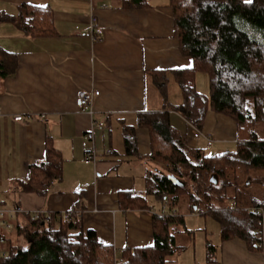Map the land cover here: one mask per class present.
<instances>
[{
	"label": "crops",
	"instance_id": "0c3cea01",
	"mask_svg": "<svg viewBox=\"0 0 264 264\" xmlns=\"http://www.w3.org/2000/svg\"><path fill=\"white\" fill-rule=\"evenodd\" d=\"M140 2L0 0V207L10 213L12 225L2 232L4 254L8 247L26 246L14 224L26 225L28 215L36 213L64 217L79 203L83 230L93 231L117 256L124 248L152 245V215L166 214V203L147 192V176L158 168L147 159L150 137L137 127V119L182 104L173 71L190 69L192 60L179 51L169 0ZM23 6L47 10L50 36L23 32L30 19ZM157 72H164L165 98L154 84ZM80 91L98 92L84 111L78 105ZM18 116L22 120L14 121ZM169 121L181 132L189 126L176 112H169ZM127 127L135 128L133 156L125 155ZM90 132L92 141L86 139ZM210 139L207 134L204 142ZM219 142L232 143L227 138ZM187 145L195 148L197 142ZM48 148L61 159L60 180L45 195L21 192L17 181L30 165L45 160ZM92 149L96 159L85 164ZM106 150L112 155H104ZM127 193L144 197L149 209L128 207ZM148 196L161 204L159 211ZM260 236L262 250L251 252L243 240L222 241L219 235L213 253L206 251L205 261L201 257L197 263L264 264V216Z\"/></svg>",
	"mask_w": 264,
	"mask_h": 264
},
{
	"label": "trees",
	"instance_id": "16d2710c",
	"mask_svg": "<svg viewBox=\"0 0 264 264\" xmlns=\"http://www.w3.org/2000/svg\"><path fill=\"white\" fill-rule=\"evenodd\" d=\"M168 7L179 51L192 60V67L173 71L181 105L138 115L137 127L150 137L147 159L158 168L147 176V192L169 209L187 197L191 212L218 224L222 241L238 238L249 251L260 252L264 192L255 197L248 191L254 186L264 191V142L251 137L238 142L235 152L205 156L202 149L188 147L186 135L171 126L169 112L195 129H201L208 110L231 119L238 131L251 121L264 120V0H169ZM22 9L30 16L22 26L26 35H51L47 10ZM36 13L43 17L35 18ZM196 73L207 75L208 96L197 92ZM153 79L165 98L164 72L154 73ZM123 143L125 155H136L135 128L123 129ZM60 172L61 159L48 148L45 160L30 165L17 186L23 193L45 195L60 180ZM124 198L128 207L149 209L144 197L127 193ZM81 210L79 203L64 217L36 213L28 215L26 225L14 224L26 246L8 247L0 264H167L177 251L174 234L184 219L174 211L152 215L150 247L124 248L117 256L93 231L83 230ZM207 246L213 253L214 247Z\"/></svg>",
	"mask_w": 264,
	"mask_h": 264
},
{
	"label": "rangeland",
	"instance_id": "374dc122",
	"mask_svg": "<svg viewBox=\"0 0 264 264\" xmlns=\"http://www.w3.org/2000/svg\"><path fill=\"white\" fill-rule=\"evenodd\" d=\"M243 1L248 2L250 0ZM195 88L203 96L209 95L208 78L205 73H196ZM194 129L184 126L182 132L187 133V141L193 140L197 142L194 147L202 149L205 156L212 157L223 152H235L238 142L245 139L248 140L251 137H255L258 142H264V120L251 121L238 131L231 119L208 110L201 129H195L199 132V136L196 139L192 138V134L195 132ZM207 134L211 136V139L205 143L204 140ZM226 138L232 143L219 142ZM204 143L203 147L199 146ZM263 192L262 189L254 186L248 191V194L256 197L259 193L263 194ZM148 198L149 203L155 206L156 211H159L161 204L159 202L156 203L154 199H150V196ZM187 201V197L180 198L178 205L172 209H169V205H164L163 211L165 213L174 211L185 220L183 226L176 227L175 231L177 232L174 236L177 251L175 255L168 258L167 264H198L197 260L203 257V253L207 251V244L215 248L217 246V240L220 235L218 233V225L208 217L193 215L195 212L191 213L192 210ZM190 217L192 218L190 219ZM205 259L203 260L205 261Z\"/></svg>",
	"mask_w": 264,
	"mask_h": 264
},
{
	"label": "built area",
	"instance_id": "2783aa9c",
	"mask_svg": "<svg viewBox=\"0 0 264 264\" xmlns=\"http://www.w3.org/2000/svg\"><path fill=\"white\" fill-rule=\"evenodd\" d=\"M94 21H95L94 18H92L91 26H90L91 27V33H92V25H93ZM94 40H97V39L94 38ZM97 96H98V92H96V91H91V92L80 91V92H78L77 100H78V105H79L81 111H84L87 107H91L94 99ZM21 120H22V118L20 116L14 118V121H21ZM92 126L93 127H102L103 124L97 123V122H92ZM198 136H199V132L197 130H195V132L192 134V137L194 139H196ZM86 139L89 141H92L93 140V134L91 132L88 133L86 135ZM104 155H106V156L112 155V151L106 150L104 152ZM95 159H96V154H95L94 150L92 149L91 151H89L85 154L84 163L88 164L90 162L95 161ZM10 219H11L10 213L3 210L0 207V257L4 256V252L1 249L3 244H4V238H3L2 232L3 231H9L11 229L12 225H11Z\"/></svg>",
	"mask_w": 264,
	"mask_h": 264
},
{
	"label": "water",
	"instance_id": "95a60500",
	"mask_svg": "<svg viewBox=\"0 0 264 264\" xmlns=\"http://www.w3.org/2000/svg\"><path fill=\"white\" fill-rule=\"evenodd\" d=\"M169 180H170L171 182H173V183H176V182H178V180H177V179H175V178H173V177H169Z\"/></svg>",
	"mask_w": 264,
	"mask_h": 264
}]
</instances>
